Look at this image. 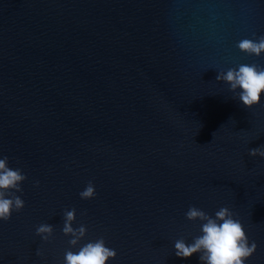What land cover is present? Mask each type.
<instances>
[{"label":"water","instance_id":"water-1","mask_svg":"<svg viewBox=\"0 0 264 264\" xmlns=\"http://www.w3.org/2000/svg\"><path fill=\"white\" fill-rule=\"evenodd\" d=\"M262 35L264 0H0V157L27 176L0 264H64L100 237L107 264H201L174 250L202 234L190 206L228 207L257 244L246 264H264V157L249 155L264 147V93L245 108L216 80L264 66L237 47ZM73 208L87 227L75 248Z\"/></svg>","mask_w":264,"mask_h":264},{"label":"clouds","instance_id":"clouds-1","mask_svg":"<svg viewBox=\"0 0 264 264\" xmlns=\"http://www.w3.org/2000/svg\"><path fill=\"white\" fill-rule=\"evenodd\" d=\"M237 47L249 56L259 57L264 54V35L256 39H242ZM216 80L227 83L229 90L236 94L243 107L250 109L260 103L264 93V66L256 63L240 64L238 68L218 73ZM249 155L264 157V147L250 149ZM26 179L22 169L9 167V157H0V221H8L14 211L20 212L25 207V201L17 193L23 192L21 185ZM36 186H39V181ZM79 196L84 200L96 196L92 181L87 183ZM185 217L188 221H200L202 234L194 237L191 243H186L183 238L176 240L174 250L177 257L189 258L199 253L201 264H246L257 250L256 242L249 243L243 224L234 218V213L228 207H221L213 217L195 206H190ZM75 220V208L64 211L62 232L70 237L68 243L72 248L79 245L87 234L84 224L73 227ZM53 232V225L48 223H42L36 228V235L45 242L49 241ZM36 254L42 255L39 250ZM116 255L115 249L107 247L105 239L100 237L81 245L77 251H65L64 264H107Z\"/></svg>","mask_w":264,"mask_h":264}]
</instances>
